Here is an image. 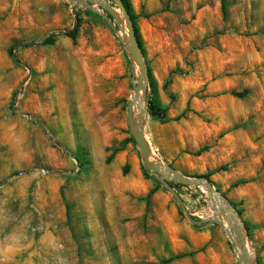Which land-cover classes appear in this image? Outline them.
Instances as JSON below:
<instances>
[{"label":"rangeland","instance_id":"1","mask_svg":"<svg viewBox=\"0 0 264 264\" xmlns=\"http://www.w3.org/2000/svg\"><path fill=\"white\" fill-rule=\"evenodd\" d=\"M129 1L151 156L207 175L264 264V0H225L226 13L222 0ZM119 9L0 0V264H240L216 197L167 170L157 180L142 158L129 121L141 70Z\"/></svg>","mask_w":264,"mask_h":264},{"label":"water","instance_id":"2","mask_svg":"<svg viewBox=\"0 0 264 264\" xmlns=\"http://www.w3.org/2000/svg\"><path fill=\"white\" fill-rule=\"evenodd\" d=\"M113 1L115 2L116 5L119 6L120 10L123 12L124 16L126 17L128 27H129V33H130V43H131L130 50H131V52L134 53V55L136 57V62L138 63L140 70H141V75L139 77L138 85L135 87V90L137 92V95L139 94L140 91H143L145 93L147 91V88L149 85L150 76H149L148 67H147L146 62L144 60L142 48H141L139 41L137 39L134 22H133L131 16L129 15V12L127 11L126 7L124 6L122 0H113ZM112 14H115V12L113 10H112ZM132 104H133V102L131 101L130 105H129V109H130L129 121H130V125L132 128V132H133V135L135 137V140H136L138 146L141 149L142 158H143L147 168L150 169L154 173L157 180H162V176L163 175L165 176V174L163 173V170H167L170 173V175L165 176V177L168 179L172 178L174 181L180 182V183H183L186 185L202 184L203 186H205V188L210 193H212L216 197V199L221 204L223 209L226 210V212L228 213L227 217L229 215H231V217L234 219L235 218L240 219V215L237 213L233 203L230 202L224 195L220 194L217 191V189L215 188L212 181L208 180L205 177H195V178L186 177V176L180 174L175 168H173L171 166L165 167L161 163L154 162L150 159L151 153H150L149 145H148L147 140H146V132H145V129L143 126V122L141 123L140 128H135V126H134V119H133V116L131 114ZM148 104H149V102H148ZM171 192L179 200L180 206L185 211L188 218L193 223H195L197 225H201L202 221H195L194 219H192V217H191L188 209L186 208L185 204L180 200L178 193L174 189H171ZM222 225L225 226L224 223ZM238 238L240 240V244H241L243 253H246V251H247V237L244 234H238ZM239 263L240 264H258V261L250 260L247 263V262L243 261L242 258L240 257Z\"/></svg>","mask_w":264,"mask_h":264},{"label":"bare ground","instance_id":"3","mask_svg":"<svg viewBox=\"0 0 264 264\" xmlns=\"http://www.w3.org/2000/svg\"><path fill=\"white\" fill-rule=\"evenodd\" d=\"M118 11H121V10L119 9ZM125 31H126V33L128 32L127 31V27H125ZM131 99H132V102H133L132 109H131V114H132L133 119H134V126H135V128H140L141 127V123L143 122V117H144V111H143L144 110V106H143V104H144L145 94H144L143 91H140L139 94L137 95V92L135 90L134 91V95L131 97ZM150 159L152 161H154V162L157 161L153 156H151ZM228 217H229L228 220L225 219V221H224L225 228H226V230L228 232V235L231 237V239L237 243L238 234H243L242 222H241V220L239 218H235V219L232 218L231 215H229ZM237 249H238L239 254H240L239 256H241L243 261L248 263L250 260H253V258H252L253 257V252H252L251 249H249L248 246H247L246 253H243L242 247H241V245L238 242L237 243Z\"/></svg>","mask_w":264,"mask_h":264},{"label":"trees","instance_id":"4","mask_svg":"<svg viewBox=\"0 0 264 264\" xmlns=\"http://www.w3.org/2000/svg\"><path fill=\"white\" fill-rule=\"evenodd\" d=\"M124 6L126 7L127 11L129 12V15L131 16L133 22H134V25H135V30H136V35H137V39L139 41V44L142 48V43H141V39H140V34H139V29H138V25H137V15L134 13V11L132 10V6H131V3L129 0H122ZM222 9H223V12L226 13V4H225V0H222ZM36 43L35 42H30V43H25V44H21V45H17L15 47H13V49H11V54L14 58V60L16 62H19L21 63V60L20 58L13 52V50L17 49V47H24V48H28V47H31V46H34ZM148 111L149 113L153 116V117H156V118H159V119H164L165 116H166V110L165 109H162L160 107V105L156 102V100L154 98H151L149 100V104H148ZM205 178H207L208 180L209 177L206 175L204 176ZM211 181V180H210ZM156 182L158 184H160L159 181L156 180ZM170 184L173 186V187H176L177 185L173 182H170ZM233 205L235 206V204L233 203ZM67 206V222H68V225L69 227L71 228V230L73 231V227H72V218H71V207H70V204L67 203L66 204ZM247 229H249V227L247 226Z\"/></svg>","mask_w":264,"mask_h":264},{"label":"built area","instance_id":"5","mask_svg":"<svg viewBox=\"0 0 264 264\" xmlns=\"http://www.w3.org/2000/svg\"><path fill=\"white\" fill-rule=\"evenodd\" d=\"M45 173V171H43Z\"/></svg>","mask_w":264,"mask_h":264}]
</instances>
